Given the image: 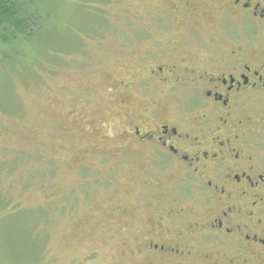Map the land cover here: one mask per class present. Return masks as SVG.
Returning a JSON list of instances; mask_svg holds the SVG:
<instances>
[{
  "label": "rangeland",
  "instance_id": "obj_1",
  "mask_svg": "<svg viewBox=\"0 0 264 264\" xmlns=\"http://www.w3.org/2000/svg\"><path fill=\"white\" fill-rule=\"evenodd\" d=\"M172 2L63 0L44 43L60 52L0 66V107L12 109L0 108V264H160L139 244L150 228L168 215L171 233H194L206 207L177 166L151 147L113 149L129 121L119 82L176 39Z\"/></svg>",
  "mask_w": 264,
  "mask_h": 264
},
{
  "label": "flooded vegetation",
  "instance_id": "obj_2",
  "mask_svg": "<svg viewBox=\"0 0 264 264\" xmlns=\"http://www.w3.org/2000/svg\"><path fill=\"white\" fill-rule=\"evenodd\" d=\"M171 8L176 39L160 41L169 49L139 79L119 82L117 106L129 121L113 149L162 151L206 211L187 236L171 233L167 215L140 238L141 251L150 263L264 264V0H173ZM135 101L142 109L131 116Z\"/></svg>",
  "mask_w": 264,
  "mask_h": 264
},
{
  "label": "trees",
  "instance_id": "obj_3",
  "mask_svg": "<svg viewBox=\"0 0 264 264\" xmlns=\"http://www.w3.org/2000/svg\"><path fill=\"white\" fill-rule=\"evenodd\" d=\"M62 2L63 0H0V66L3 69L22 72L24 60L38 59L41 56L38 50L43 47L44 52H60L58 48L47 47L44 43L52 35L56 36V21L63 11ZM87 10L94 16L103 18L100 13ZM0 108L5 113H11L12 110L4 103Z\"/></svg>",
  "mask_w": 264,
  "mask_h": 264
}]
</instances>
